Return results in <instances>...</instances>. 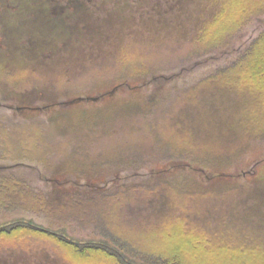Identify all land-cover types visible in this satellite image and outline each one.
I'll list each match as a JSON object with an SVG mask.
<instances>
[{"label":"trees","instance_id":"1","mask_svg":"<svg viewBox=\"0 0 264 264\" xmlns=\"http://www.w3.org/2000/svg\"><path fill=\"white\" fill-rule=\"evenodd\" d=\"M155 1L139 16L159 14L157 7L172 0ZM93 2L84 4L88 29L108 20L106 12L96 11L104 4ZM69 4L73 0L64 7ZM134 23L143 27L131 31L130 41L137 43H119L111 56L118 67L109 66L115 69L110 79L96 85L110 89L100 92L99 101L135 90L136 98L85 119L104 126L119 121L121 129L141 136L122 147L115 162L93 161L88 167L85 161L66 162L65 188L108 190L106 206L90 220L101 236L78 238L51 225L50 178L63 173L58 157L32 156L25 144L20 155H5L0 142V161H6L0 162V177L21 168L23 191L32 186L43 196L38 208L0 199V255L15 264H44L45 254L58 264H264V0H208L165 40L149 33L157 34V25ZM178 47L186 51L180 62H158L163 48ZM30 75L33 71L19 67L4 77ZM57 118L46 113L30 119L13 107L0 110L6 126L38 125L40 131H22L26 142L50 139L54 146L63 136L45 128H53ZM13 133L19 132L8 134ZM112 188L121 196L111 194Z\"/></svg>","mask_w":264,"mask_h":264},{"label":"rangeland","instance_id":"2","mask_svg":"<svg viewBox=\"0 0 264 264\" xmlns=\"http://www.w3.org/2000/svg\"><path fill=\"white\" fill-rule=\"evenodd\" d=\"M116 1L115 6L111 0H95L93 3L97 6L104 4L96 11L100 16L106 12L108 20H100L99 26L88 29L85 28V0H73L74 5L69 4L68 7L64 5H68L69 0H0V96L6 103L0 106V110L7 113V107H13L30 119L46 113L58 116L60 119L54 127L48 126L45 130L63 136V142L58 146H54L50 139L37 141L35 137L26 142L22 131H40L37 124L31 128H15L6 126L0 120V142L6 149L5 155H20L25 144L32 156L49 158L52 152L53 159L58 157L56 162L63 173L50 178L54 193L46 212L52 226H64L78 238L101 236V229L90 220L99 216L101 213L98 210L106 206L104 198L108 190L85 192L74 187L65 188L63 184L69 170L66 162L85 161L87 167L93 161L115 162L121 148L138 141L141 136L130 129H121L123 125L119 121L116 125L104 126L96 124L88 118L90 116L85 119V114L133 101L137 96L135 90L106 94L102 101L98 100L101 91L110 90L96 84L110 79L115 71L108 68L117 66L111 56L120 50L119 43H137L130 41L135 34L131 31L143 27H135L134 22L142 21L141 25L147 24L152 29L157 25V34L153 35L151 29L149 33L165 40L174 36L193 14L208 3V0H181L176 4L172 0L157 7L159 14L152 10L145 16H139L143 6L150 8L155 0H139L140 6H136L135 0ZM169 4H173L171 9L163 12ZM82 18L84 21L81 23ZM249 32V28L244 29L246 35ZM162 52L164 54L158 62L167 66L180 62L186 53L181 47L171 51L163 48ZM147 60L151 61V58ZM19 67L33 71V76L4 77L5 71L13 72ZM44 104L48 106L41 107ZM15 130L19 133L8 134ZM0 162L6 165L5 160ZM8 173L0 177V199L13 205L38 208L43 196L32 186L23 191L22 185L26 183L17 176L21 168L15 173ZM97 177L100 175L92 180ZM115 193L116 190H113L111 194ZM43 257L47 264H58L52 255L45 254ZM13 262L11 258L0 255V264H15Z\"/></svg>","mask_w":264,"mask_h":264}]
</instances>
